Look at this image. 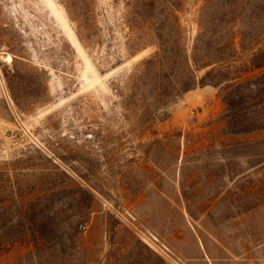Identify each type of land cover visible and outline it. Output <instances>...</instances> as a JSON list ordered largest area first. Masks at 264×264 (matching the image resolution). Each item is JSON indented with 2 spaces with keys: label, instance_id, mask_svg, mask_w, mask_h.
Wrapping results in <instances>:
<instances>
[{
  "label": "rangeland",
  "instance_id": "374dc122",
  "mask_svg": "<svg viewBox=\"0 0 264 264\" xmlns=\"http://www.w3.org/2000/svg\"><path fill=\"white\" fill-rule=\"evenodd\" d=\"M263 63L264 0H0V243L55 229L0 264H185L180 214L264 264V67L196 85Z\"/></svg>",
  "mask_w": 264,
  "mask_h": 264
},
{
  "label": "crops",
  "instance_id": "0c3cea01",
  "mask_svg": "<svg viewBox=\"0 0 264 264\" xmlns=\"http://www.w3.org/2000/svg\"><path fill=\"white\" fill-rule=\"evenodd\" d=\"M179 215V222L159 233L175 250L185 264H239L237 258L230 256V250L225 246L209 244L201 236L190 220ZM247 261L248 259H244Z\"/></svg>",
  "mask_w": 264,
  "mask_h": 264
},
{
  "label": "trees",
  "instance_id": "16d2710c",
  "mask_svg": "<svg viewBox=\"0 0 264 264\" xmlns=\"http://www.w3.org/2000/svg\"><path fill=\"white\" fill-rule=\"evenodd\" d=\"M198 44L197 46L195 47L194 49V53H193V56H192V63L193 65L196 67V69H199V68H204L208 65H202L198 56H197V53H198ZM189 62V60H188ZM264 67V63L263 64H260L258 66H255V68L251 69V68H248L249 71L247 70H239V73L238 75L239 76H236L235 78L233 79H220L218 78L217 80H213L212 79V74L214 72V70H211V71H208L206 72V74L199 80L196 82V85H200V86H207V85H212V86H216L218 88H223V84L229 80H240L239 82L237 83H233V84H227L225 85V89H228V88H232L234 86H236L237 90L235 91H232V92H229L227 94V97H231L232 101H235L237 100V102H241V101H244L243 99L245 98H250L252 99V97L249 96L250 93H253L254 89L251 88V83H252V80L250 78H245V75L246 73L248 72H251V71H255V69H260ZM226 68V66H221L220 69H219V72L222 71V69ZM194 77L196 78V76L194 75ZM264 85V83H257L256 85V89L257 91L256 92H260L262 91L263 89H261V86ZM259 128V126H255L254 124H243V130L245 131H249V130H253V129H257ZM55 229H49L47 228L45 225H38L37 227H33L31 229H27V230H22V233L19 234V236L17 237V239H14V240H11V242L9 243H0V255L4 254L5 252L9 251L12 247H14L17 242L19 241H26L28 239L29 242H32L35 246L36 249H39L41 244H42V241H43V237H47V235H50L51 232H54Z\"/></svg>",
  "mask_w": 264,
  "mask_h": 264
},
{
  "label": "built area",
  "instance_id": "2783aa9c",
  "mask_svg": "<svg viewBox=\"0 0 264 264\" xmlns=\"http://www.w3.org/2000/svg\"><path fill=\"white\" fill-rule=\"evenodd\" d=\"M81 230L84 232L86 227H83ZM143 236L144 241L150 248L163 255L167 261L173 264H179L177 259L174 257L173 251L168 246L163 244L157 236L153 234H143Z\"/></svg>",
  "mask_w": 264,
  "mask_h": 264
}]
</instances>
